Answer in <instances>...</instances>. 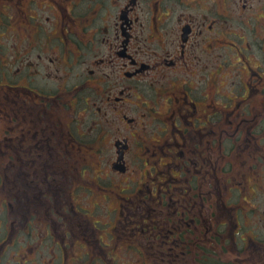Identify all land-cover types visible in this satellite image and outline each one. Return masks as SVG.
<instances>
[{"label":"flooded vegetation","instance_id":"1","mask_svg":"<svg viewBox=\"0 0 264 264\" xmlns=\"http://www.w3.org/2000/svg\"><path fill=\"white\" fill-rule=\"evenodd\" d=\"M218 262L264 264V0H0V264Z\"/></svg>","mask_w":264,"mask_h":264},{"label":"rangeland","instance_id":"2","mask_svg":"<svg viewBox=\"0 0 264 264\" xmlns=\"http://www.w3.org/2000/svg\"><path fill=\"white\" fill-rule=\"evenodd\" d=\"M233 13H234V11H233ZM237 17H239V15L236 13L235 14ZM229 29H232L231 31H235V30H237V28H236V26L234 25L233 27H231V28H229ZM228 41H234L233 40V37L230 35V36H228ZM228 50H229V48H228ZM233 69L234 68H228V69H226L225 70V72L228 74V76H227V79L229 80V77H230V73L233 71ZM229 87V85L227 84V85H225L223 88H225V89H227ZM229 137V134H228V136H227V138ZM231 139V138H230ZM217 214H218V216H220V213L219 212H217ZM216 223V222H215ZM229 225H226L224 228L223 227H221L220 229H218V227L214 224V222H213V224H211L210 225V229L213 231V233H214V237H215V239L216 238H219V239H226V238H229L230 237V228L228 227ZM242 232H244V234L246 233L245 232V230L244 231H242ZM218 233L220 234V235H218ZM219 243H216L215 244V246L216 247H219ZM209 246H210V244H209ZM214 247V246H213ZM220 249V248H219ZM213 264H219V262L218 263H213Z\"/></svg>","mask_w":264,"mask_h":264}]
</instances>
